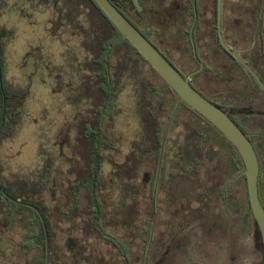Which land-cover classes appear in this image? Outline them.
Segmentation results:
<instances>
[{"label":"flooded vegetation","instance_id":"flooded-vegetation-1","mask_svg":"<svg viewBox=\"0 0 264 264\" xmlns=\"http://www.w3.org/2000/svg\"><path fill=\"white\" fill-rule=\"evenodd\" d=\"M160 1H155L152 9L139 10L145 20L116 3L141 29L149 28L152 19L157 33L151 38L168 53L162 42L165 37L177 49V61L193 52L195 61L190 67L196 70L189 76L201 70L190 82L250 140L259 161L258 185L264 188V91L232 53L239 54L264 84V0H166L164 6H158ZM51 5L62 15L56 18L57 27L77 30L81 42L90 43L83 25L75 26L76 21L63 17L60 2ZM82 49L83 56L70 61L68 69L56 71L57 76L66 78L58 92L56 87L50 89L61 97L53 108L62 116L52 126L44 102V132L54 142L51 148L43 144L35 177L25 178L28 183H38L41 199L52 208L50 231H55V236L50 264L259 263L261 246L246 201L245 168L233 144L198 113L192 114L173 99L162 113L158 100L148 102L150 122H160L165 131L159 132L156 126L154 132L145 130V122L137 116L142 107L133 86L130 109L135 129L129 135L113 134L123 112L121 96L127 90L119 96V115L107 116L106 110L97 115L89 93L98 71L91 64V51L85 45ZM211 60L215 61L211 73L199 82L194 80ZM177 61L178 69L187 68ZM2 90L7 91L5 87ZM4 101L8 102L7 96ZM170 107H174L172 120L168 117ZM188 113L200 130L192 126ZM5 173L0 182L7 186L11 180ZM0 188L7 193L2 185ZM72 194L79 195L77 209L71 207ZM28 199H33L31 194ZM260 200L264 206V191ZM21 202L24 204L18 205L36 211L34 204ZM0 217L2 220L3 215ZM18 218L23 219L21 215ZM18 223L11 230L0 226V231H15ZM17 248L27 258L23 264H40L38 249H23L21 243Z\"/></svg>","mask_w":264,"mask_h":264},{"label":"trees","instance_id":"trees-1","mask_svg":"<svg viewBox=\"0 0 264 264\" xmlns=\"http://www.w3.org/2000/svg\"><path fill=\"white\" fill-rule=\"evenodd\" d=\"M4 0H0V11L2 8V3ZM157 0H140V5L147 9H152L156 4ZM41 4H53L55 2L61 3V9L63 11V17L76 21L75 26H81L78 20L81 17H86L90 21L91 30L86 32L92 36L90 43L86 42L85 46L87 50L91 51L94 56V61L91 63L95 66L98 74L94 76L95 80L91 83L92 92H90V98L95 100V109L97 115H104V110H106L107 116H117L120 113H117L118 101L120 94L129 89L131 86L134 87V90L138 96V106L142 107V112L137 116L141 117L145 122V130L151 128L152 132L156 131V127L159 132H164L165 129L160 122L151 123V115L146 112V106L148 102L153 99L158 100L159 102V111L162 113L163 108H166V105L169 106V102L173 99L176 102L180 103L183 108L188 109L192 114L196 112L190 108L186 103L180 100V98L172 91V89L167 85V83L156 73L155 69L148 65L144 57L139 53V51L124 37L116 25L109 19V17L104 13V11L99 7L95 0H41ZM113 4L124 14V16L157 48V50L181 73L184 78H187L192 74L196 69L190 67V64L195 61L194 54L191 52L190 56H186L184 59H179L177 61V49L168 43V40L163 37L162 42L164 48L168 51L165 53L154 40L151 38L152 33H157L156 27L153 26V21L149 28L141 29L134 23L126 13L122 10L116 2L122 3L126 9L134 11L139 15L141 20H145L144 14H142L135 3L132 0L126 1H115L112 0ZM166 0H161L158 6H164ZM164 33H168V27H163ZM2 30V31H1ZM0 67L4 65L5 58V42L1 39L2 36L11 35L12 33L7 29L0 28ZM216 32L213 36V41L211 43L213 46L216 44ZM175 61L178 63H183L187 68L178 69L175 64ZM146 64L149 68V72L144 71V65ZM241 69H244L239 63H237ZM199 68V66H198ZM215 68V61L211 60L210 63L206 64L204 72L196 75L194 80L197 82L200 81V78L212 71ZM214 73V72H212ZM214 78V76H212ZM54 81L58 84L55 91H59L60 86L66 82V78L63 76H56ZM191 85L197 90V85L191 83ZM0 143L7 138L13 136L21 125V119L24 115V104L26 101V92L21 91L19 87H13L5 80V69H0ZM2 87H5L7 90L5 93L2 90ZM21 91V92H20ZM27 91V90H26ZM205 98H207L200 90H197ZM28 93V91H27ZM158 95V96H157ZM7 96V103L4 101V97ZM157 96V98H155ZM212 103L216 104L212 99L207 98ZM217 105V104H216ZM218 106V105H217ZM139 107V109H141ZM219 107V106H218ZM174 107H170V114L168 117L172 120ZM185 109V110H186ZM5 112V113H4ZM185 112L177 115L175 121L179 122ZM188 113V117L192 123V126L196 130H200L195 126L194 116ZM165 116V114H161ZM3 116H5L3 122ZM156 126V127H154ZM212 127V126H211ZM162 140V139H161ZM42 148V147H40ZM41 150V149H40ZM1 175V172H0ZM246 181V201L249 207L250 212L252 213L251 204L249 200V192L247 185L246 174H244ZM20 181V180H19ZM9 182L7 186H4L2 182L0 185L9 193L12 197L17 200L24 202H30L37 206L43 216L45 217L51 246L53 245V240L55 236V231H50L52 228V222L50 220V212L52 208L49 204L44 202L39 194L38 183H28L25 179L20 182ZM30 189V192H29ZM264 188L260 186L259 192L260 196L263 194ZM31 194L32 198L29 200V195ZM71 207L74 209L78 208L79 204V195L72 194ZM263 203V201L261 202ZM263 205V204H262ZM264 207V206H263ZM0 226H5L8 229H12L18 223V215L23 217L21 223L28 227L29 231H26L24 234L21 245L23 249H38L40 251V264H45L46 258V238L45 231L38 213L25 205H18L11 202L2 192H0ZM1 218V217H0ZM54 223V222H53ZM0 232H12V231H0ZM51 250L52 247H51ZM27 253V251L25 252ZM51 260H53L51 258Z\"/></svg>","mask_w":264,"mask_h":264},{"label":"rangeland","instance_id":"rangeland-1","mask_svg":"<svg viewBox=\"0 0 264 264\" xmlns=\"http://www.w3.org/2000/svg\"><path fill=\"white\" fill-rule=\"evenodd\" d=\"M40 1L4 0L0 11V28L12 33L9 37H1L6 48L3 60L5 80L26 92L25 112L18 131L0 143V172H6V177L16 183L28 178L27 176L32 179L35 177L33 174L39 167L40 147L45 145L51 148L53 145L54 138L47 139L45 123L41 119L45 101L50 110V120L54 123L52 126H55V119L57 121L62 116L53 108L61 97L58 99V94L50 92V89L58 85L52 77L58 75L57 69H68L70 61L85 53L82 49L85 44L81 42L78 31L70 32L57 27L56 18H61L62 15L57 14L51 4L46 8V4H41ZM85 19L83 16L79 20L88 33L92 30ZM90 37L92 38L91 35ZM143 65L144 71L149 72L148 66ZM121 102H124L121 104L123 112L112 128V133L118 136L120 133H132L136 124L130 109V88L121 96ZM65 111L64 109L63 112ZM18 221L15 231L0 232V250L3 251L0 253V264H23L27 259L20 255L17 248L26 233L21 219Z\"/></svg>","mask_w":264,"mask_h":264},{"label":"water","instance_id":"water-1","mask_svg":"<svg viewBox=\"0 0 264 264\" xmlns=\"http://www.w3.org/2000/svg\"><path fill=\"white\" fill-rule=\"evenodd\" d=\"M99 7L116 25L124 37L139 51L149 66L155 69L156 73L167 83L172 91L186 103L196 113L208 121L219 132H221L236 148L245 168L247 178L249 200L255 217V226L260 240L262 260L257 264H264V207L259 196V161L256 151L242 132L239 126L216 104L209 101L200 94L190 82L191 76L184 78L181 73L157 50V48L124 16V14L113 4L112 0H95ZM138 10L142 11L139 0H132ZM240 64L253 76L264 91V84L251 66L245 62L239 54L232 52ZM204 65L202 64V67ZM1 191H3L0 188ZM4 195L10 201L17 204H24L15 200L5 191ZM35 210L39 213L45 230L46 238V261L50 264L51 245L48 227L44 217L37 207Z\"/></svg>","mask_w":264,"mask_h":264}]
</instances>
